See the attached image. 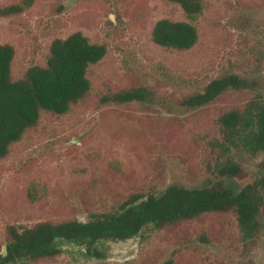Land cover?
<instances>
[{
	"label": "rangeland",
	"instance_id": "obj_1",
	"mask_svg": "<svg viewBox=\"0 0 264 264\" xmlns=\"http://www.w3.org/2000/svg\"><path fill=\"white\" fill-rule=\"evenodd\" d=\"M20 2L0 0V8ZM204 3L194 22L198 41L183 51L151 39L158 20L187 21L168 0H36L20 14L0 17V43L15 49L14 78L43 65L51 42L74 32L107 47L87 70L89 96L63 115L43 112L0 159V254L9 227L84 222L132 196L212 178L220 150L211 145L221 140L215 120L253 94L227 92L189 112L178 102L224 73L258 80L264 89V0ZM131 85L152 89L156 103L99 104L101 95ZM263 158L235 157L245 173ZM248 181L249 175L239 179ZM103 250L104 259L86 260L65 245L60 254L28 264H264V228L244 243L232 212L210 213L107 242Z\"/></svg>",
	"mask_w": 264,
	"mask_h": 264
},
{
	"label": "trees",
	"instance_id": "obj_2",
	"mask_svg": "<svg viewBox=\"0 0 264 264\" xmlns=\"http://www.w3.org/2000/svg\"><path fill=\"white\" fill-rule=\"evenodd\" d=\"M35 1L1 7L0 17L20 14ZM168 1L181 8L187 21L158 20L151 31L152 42L167 50H190L198 41L194 22L202 14L204 0ZM106 53L104 44L92 43L77 31L54 39L43 65H33L22 77L14 78L15 49L0 43V159L27 129L38 124L43 112L63 115L86 99L91 91L87 70ZM231 91H248L253 96L242 108L231 107L216 118L221 140L211 145L220 150L212 178L199 186L170 184L156 194L132 196L109 211L89 215L84 222L9 227L6 255L0 254V264H28L54 257L65 245L77 247L86 260H101L107 242L134 239L210 213L232 212L242 241L253 242L264 228V158L253 172L245 173L235 157L264 154V89L258 80L224 73L182 97L178 105L184 112L198 111ZM156 101L155 92L143 85L110 91L99 98L100 105ZM247 175L252 182L241 184L239 179Z\"/></svg>",
	"mask_w": 264,
	"mask_h": 264
},
{
	"label": "water",
	"instance_id": "obj_3",
	"mask_svg": "<svg viewBox=\"0 0 264 264\" xmlns=\"http://www.w3.org/2000/svg\"><path fill=\"white\" fill-rule=\"evenodd\" d=\"M3 255H6V249L5 248L3 249Z\"/></svg>",
	"mask_w": 264,
	"mask_h": 264
}]
</instances>
